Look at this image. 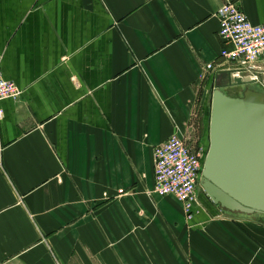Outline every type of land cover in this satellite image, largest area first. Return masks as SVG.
Returning <instances> with one entry per match:
<instances>
[{"label":"crops","instance_id":"obj_1","mask_svg":"<svg viewBox=\"0 0 264 264\" xmlns=\"http://www.w3.org/2000/svg\"><path fill=\"white\" fill-rule=\"evenodd\" d=\"M228 1L264 23V0H0V69L22 90L0 102V264H264V224L153 192L206 66L235 68Z\"/></svg>","mask_w":264,"mask_h":264},{"label":"water","instance_id":"obj_2","mask_svg":"<svg viewBox=\"0 0 264 264\" xmlns=\"http://www.w3.org/2000/svg\"><path fill=\"white\" fill-rule=\"evenodd\" d=\"M241 71L214 74L201 185L221 210L264 217V91L253 89L249 77H236ZM233 87H242V95H230Z\"/></svg>","mask_w":264,"mask_h":264},{"label":"built area","instance_id":"obj_3","mask_svg":"<svg viewBox=\"0 0 264 264\" xmlns=\"http://www.w3.org/2000/svg\"><path fill=\"white\" fill-rule=\"evenodd\" d=\"M219 35L225 46L220 51L222 65L233 64L242 69L236 77H249L259 83L264 80V23L254 24L239 6L228 1L218 11ZM217 72L215 64L206 66V72ZM205 74H203L204 76ZM19 86L7 80L0 69V102L5 98L18 99ZM0 106V120L4 117ZM205 151L200 145L192 146L187 135L179 129L154 150L153 192L160 196H175L185 214L191 218L198 207Z\"/></svg>","mask_w":264,"mask_h":264},{"label":"rangeland","instance_id":"obj_4","mask_svg":"<svg viewBox=\"0 0 264 264\" xmlns=\"http://www.w3.org/2000/svg\"><path fill=\"white\" fill-rule=\"evenodd\" d=\"M258 83H251L250 86L253 89L259 90V91H264V86H263V80ZM231 89V88H230ZM232 90V89H231ZM229 90V91H231ZM239 91V90H238ZM242 91V88L241 90ZM232 95L239 94L240 92H235L232 91L230 92ZM204 99H201L202 105L201 107L197 108V113L196 116L193 119V125L188 131V142L192 146L202 147L205 151V156L207 154L208 148H209V118H210V104H211V97H212V88L207 92L203 93ZM203 98V97H202ZM205 159V158H204ZM202 181V179H201ZM200 194H199V200L202 198H205L206 195L203 191L202 185H200ZM212 206V205H211ZM214 207L215 210H217L219 215H224V216H229V217H234L236 220L240 222H245V221H254L258 223L264 224V217L263 216H258V215H253V216H245V215H234L228 212H225L221 210L218 206H212Z\"/></svg>","mask_w":264,"mask_h":264},{"label":"flooded vegetation","instance_id":"obj_5","mask_svg":"<svg viewBox=\"0 0 264 264\" xmlns=\"http://www.w3.org/2000/svg\"><path fill=\"white\" fill-rule=\"evenodd\" d=\"M241 88L242 87H233V88H231V89H229V90H231V91H228V93L230 94V95H232L230 92H232V91H234L235 90V92L237 91V92H240L239 94H237L236 93V95L234 94V95H232V96H239V95H242V93H243V88H242V91H240L241 90ZM239 90V91H238ZM199 190H200V188H199ZM199 194H200V191H199ZM201 195V194H200Z\"/></svg>","mask_w":264,"mask_h":264}]
</instances>
